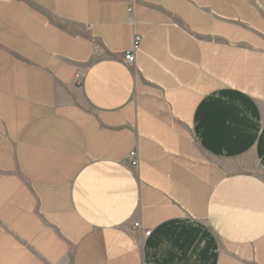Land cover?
I'll return each instance as SVG.
<instances>
[{
	"label": "crops",
	"instance_id": "0c3cea01",
	"mask_svg": "<svg viewBox=\"0 0 264 264\" xmlns=\"http://www.w3.org/2000/svg\"><path fill=\"white\" fill-rule=\"evenodd\" d=\"M0 264H264V0H0Z\"/></svg>",
	"mask_w": 264,
	"mask_h": 264
},
{
	"label": "built area",
	"instance_id": "2783aa9c",
	"mask_svg": "<svg viewBox=\"0 0 264 264\" xmlns=\"http://www.w3.org/2000/svg\"><path fill=\"white\" fill-rule=\"evenodd\" d=\"M129 14H131L132 12V8L128 9ZM140 43H141V39L140 37H135L133 40V45L130 51L125 52L124 54V63L125 66H133L135 64V60H136V54L139 52L140 49ZM77 79H80V75L77 76ZM128 161L132 164V165H136L137 164V152L135 150L131 151L128 156H127ZM136 228H139V223H136L134 225ZM148 234V233H146Z\"/></svg>",
	"mask_w": 264,
	"mask_h": 264
}]
</instances>
